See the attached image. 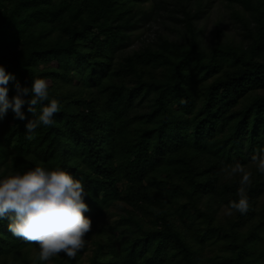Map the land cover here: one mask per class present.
<instances>
[{
  "label": "trees",
  "instance_id": "trees-1",
  "mask_svg": "<svg viewBox=\"0 0 264 264\" xmlns=\"http://www.w3.org/2000/svg\"><path fill=\"white\" fill-rule=\"evenodd\" d=\"M210 1L0 0L9 98L39 77L60 102L31 140L27 103L26 119L11 109L0 119V176L61 167L88 193L85 248L52 264H81L87 251V264L264 262V174L251 161L264 148V0H220L245 43L206 47L198 21ZM155 17L179 26L181 40L159 35L121 55ZM235 162L252 171L251 208L229 216L240 176L224 169ZM7 223L0 264H44Z\"/></svg>",
  "mask_w": 264,
  "mask_h": 264
},
{
  "label": "clouds",
  "instance_id": "clouds-1",
  "mask_svg": "<svg viewBox=\"0 0 264 264\" xmlns=\"http://www.w3.org/2000/svg\"><path fill=\"white\" fill-rule=\"evenodd\" d=\"M13 80L15 76L0 64V119L9 109L14 119H26L22 109L27 103L33 114L25 125L27 138L31 140L41 125L50 127L55 123L60 102L50 98L48 81L39 77L32 80L30 88L16 82L15 95L10 99L8 85ZM29 94L31 99L26 101L24 97ZM251 161L264 174V148L258 149ZM224 170L229 177L240 176L238 200L229 202L226 215L247 214L251 208L248 188L252 171L240 162L227 165ZM86 195L83 179L61 167L49 169L38 164L26 170L8 171L0 176V221H8L7 229L14 237L37 246L39 261L47 262L61 254L75 259L85 248L86 236L92 230V220L85 215L90 211Z\"/></svg>",
  "mask_w": 264,
  "mask_h": 264
},
{
  "label": "rangeland",
  "instance_id": "rangeland-1",
  "mask_svg": "<svg viewBox=\"0 0 264 264\" xmlns=\"http://www.w3.org/2000/svg\"><path fill=\"white\" fill-rule=\"evenodd\" d=\"M206 2V0H204ZM208 9L203 11L201 19L198 21V27L202 29L201 39L206 47L214 45L216 42L241 44L245 43V39L241 35V31L233 24L229 15L231 10L227 8L220 0H211ZM153 18L149 24H143L131 33V40L128 47L121 52V55H130L137 51L142 44L154 41L157 36H166L170 40H181L182 31L179 26H173L168 20H159ZM226 212V211H225ZM225 212H222L221 216ZM117 212L109 214L106 218L107 223H114L117 220ZM89 251L84 252L81 256V264H87ZM38 256V248L36 245L29 249V257ZM60 256V255H59ZM61 257V256H60ZM44 264H52V259ZM264 264V262L262 263Z\"/></svg>",
  "mask_w": 264,
  "mask_h": 264
}]
</instances>
